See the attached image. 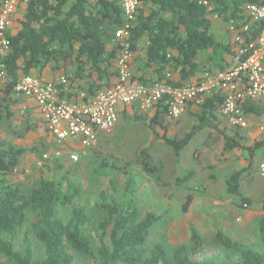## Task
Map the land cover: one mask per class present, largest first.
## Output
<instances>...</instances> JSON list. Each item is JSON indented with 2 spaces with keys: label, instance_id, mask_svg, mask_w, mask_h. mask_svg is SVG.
<instances>
[{
  "label": "trees",
  "instance_id": "trees-1",
  "mask_svg": "<svg viewBox=\"0 0 264 264\" xmlns=\"http://www.w3.org/2000/svg\"><path fill=\"white\" fill-rule=\"evenodd\" d=\"M139 1L128 43L134 52L137 42L143 40L147 66L158 69L160 76L156 81L137 82L147 86L163 82L183 87L199 74L216 75L230 70L239 57L244 61L250 56L249 47L264 27L263 22L252 21L246 10L248 4L262 5L264 0ZM215 19L223 21L222 32L216 31ZM124 23L122 0H22L7 31L10 47L3 59L7 80L0 87V123L12 117L19 103L14 91L17 82L26 75L43 78L49 67L63 70L71 87L77 85V89L90 97L116 83L122 47L111 41ZM232 24L241 42L235 41L230 31ZM243 50L246 52L241 54ZM132 62L133 58L131 71ZM165 67L178 71L181 80L168 81L162 74ZM132 80L142 81L134 76ZM216 101L224 102L222 92L205 98L197 123L182 139L158 136L173 148L178 159L198 132L215 128L212 112ZM256 101L259 100H246L243 110L245 114L264 118V105ZM158 107L167 112L162 105ZM238 138L241 139L237 133L224 136L225 148H244ZM263 145L258 144L251 153ZM32 150L15 147L0 137V264H76L77 254L89 256L93 264H203L194 258L203 247V240L193 226L192 246H179L172 256L161 244L148 250L150 229L160 217L149 213L141 219L131 182L125 201L118 199L114 189L100 193L97 210L102 220L96 234L99 248L95 253L88 232L95 215L87 206L73 205L80 189L68 180L67 174L59 180L40 178L29 196L18 185L5 180V174H19L22 159ZM243 173L235 172L227 180L230 195H239ZM192 202L193 196H187L184 211L188 212ZM69 208L70 218L65 221L62 214ZM258 226L260 241H264V218ZM20 236L22 248L18 249ZM216 236L236 255L235 259L227 255L226 264H264L263 245L245 244L222 232ZM38 246L43 247L42 256L37 254Z\"/></svg>",
  "mask_w": 264,
  "mask_h": 264
},
{
  "label": "rangeland",
  "instance_id": "rangeland-1",
  "mask_svg": "<svg viewBox=\"0 0 264 264\" xmlns=\"http://www.w3.org/2000/svg\"><path fill=\"white\" fill-rule=\"evenodd\" d=\"M29 112V109L23 113L21 108H17L11 118L4 119L0 123V137L3 140L18 148L33 149L22 159L18 171H28V174L20 179L15 172L5 174L4 178L18 185L24 194L29 196L32 187L38 184L40 178L59 180L67 174L68 180L80 189V196L73 205L87 206L95 215V221L88 230L95 253L99 248L96 234L102 220V215L97 210L100 193L111 192L114 189L118 199L125 201L128 199L129 182L133 184V200L141 219L149 213L160 217L150 229L147 241L149 251L161 244L172 256L179 246H192L191 226L198 231L203 240V247L194 256L203 264H226L229 254L236 258V255L218 240L216 236L218 232L233 240L245 244H257L261 247L263 245L264 248V241H260L258 226L260 218L245 223V220L239 221L237 215V211L246 203V198L250 199L247 188L250 184L248 176L242 184L245 191L234 197L227 196L226 189L217 188L209 191L205 187L206 181H213L210 176L217 173V166L204 169L192 182L184 184V187L183 184H177L175 179L178 170L183 172V166L189 168V163L193 161V158L189 157L191 149L188 150L187 156L184 154L181 161L174 154V150L168 148V145L166 146L159 138L154 142L147 138L138 143L136 138L143 135H132L133 128L136 127L135 125L139 129H143L144 125L147 127L148 124L143 122L149 117L147 113L141 114L140 122H129L125 118V123L117 126L111 133L99 135L96 146L85 149L80 144L70 145L52 136L47 132L48 130L46 131L42 120L38 119V125H35L36 121L28 114ZM158 135H162V132H158ZM150 145L148 152L141 153L144 147L147 149L146 147ZM142 146L144 147L141 148ZM72 154L78 157L77 161L71 160ZM200 158L203 159V156ZM225 161L227 159L218 163ZM188 172L183 174L182 178ZM259 175L264 176L260 172V167ZM188 194L196 197V201L187 212L184 211L183 206ZM230 206L236 210L235 213H231ZM70 213L69 208L62 214L65 221L70 218ZM17 248H22L21 236ZM36 251L39 256L43 255L42 246H38ZM76 264H93V262L89 256L77 254Z\"/></svg>",
  "mask_w": 264,
  "mask_h": 264
},
{
  "label": "built area",
  "instance_id": "built-area-1",
  "mask_svg": "<svg viewBox=\"0 0 264 264\" xmlns=\"http://www.w3.org/2000/svg\"><path fill=\"white\" fill-rule=\"evenodd\" d=\"M21 1L3 0L0 6L1 84L7 80L3 63L10 47L7 31L12 27ZM139 5V0H122L125 23L114 32L111 41L122 47L117 64L118 78L113 85L101 89L92 97L81 91L77 99L72 101L62 99V92L68 85L66 77L55 82L35 75H26L14 86L18 96L31 99L36 104L49 133L60 141H75L83 148L90 149L96 146L100 134L111 132L117 125L120 107L139 103L144 110H149L162 105L171 118L178 119L187 113L191 103L200 104L204 98L216 92L224 94L223 113L231 117L234 124L240 128L248 127L243 103L246 100L264 98V27L256 42L249 47L250 56L244 61L239 57L236 65L230 70L216 75L204 73L199 81L183 87H173L163 82L147 86L132 80L130 67L133 51L128 40ZM246 10L252 21L264 23V4H248ZM230 31L235 36V41L241 42L234 24L230 25ZM243 52L244 50L241 54ZM259 130L264 134V118ZM70 158L73 161L78 160L73 154ZM260 171L264 174V159L260 164ZM26 173L28 174V171L19 172L18 177L22 179Z\"/></svg>",
  "mask_w": 264,
  "mask_h": 264
},
{
  "label": "crops",
  "instance_id": "crops-1",
  "mask_svg": "<svg viewBox=\"0 0 264 264\" xmlns=\"http://www.w3.org/2000/svg\"><path fill=\"white\" fill-rule=\"evenodd\" d=\"M214 26L217 32H222V28L224 26L223 21L221 19H215ZM172 55H176V53L173 52ZM132 74L134 77L142 80H136V82L142 83H152L159 79L158 77L160 76L158 69L147 66L146 47L143 40L137 42L136 48L133 52ZM162 74L165 75L166 79L171 82H179L181 80L180 73L173 70L171 67H165L164 71H162ZM202 76V74H199L195 78H192L190 82L193 83L199 81ZM42 77L45 80L58 82L61 80V78L66 76L63 70L54 71L49 67L44 71ZM85 84L86 83H84V85ZM80 90L81 89H77V85L71 87L70 83L68 82V85L63 90L64 93L62 92V99L68 101L75 100L77 99L78 93L81 92ZM18 97L19 103L14 107L13 111H15L17 108H21L22 112L24 113V111H27L29 109L30 112L28 114H30V116L35 119V125H38V119L42 120L47 131L48 129L46 127L44 119L41 116L36 104L31 99H28L26 97ZM258 100L259 101H256V103H258L259 105H264V98H260ZM202 103H191L188 107L187 113L178 119L171 118L167 114V112L164 113L162 109L157 106L149 110H144L139 103L131 106L120 107L119 122L114 127V129L117 126L119 127V125L124 124L125 118L129 122H140V120L142 119L139 118L141 114L147 113L149 115L148 119L143 120L144 124H148L147 127H145L144 125L143 129H139V127L135 125L137 129L136 127L133 128L132 135H143V137L136 138L138 143L147 138L151 139L152 142L156 141L159 136L158 132L160 131L162 132V135H160L161 137L163 135H167V137L171 139H182L197 123L196 117L201 112L202 106L200 105ZM212 115L214 116L213 127L215 128H205L198 132L180 153L179 159H181L182 161V159L184 158V154H186L187 156L188 150L191 149L189 157H192L193 161L189 163V168L183 166V172L181 170H178L175 182L177 184H183L184 187V184L192 182L196 176H199L203 172L204 169H209L212 166H217V173L210 176L213 181H206L205 187H207L209 191L215 190L217 188L226 189L227 191V180L230 178V176L235 172L244 171L240 181L239 195L243 191H245L244 185L242 186V184L246 181V177L248 176V181H250V184L247 186V188L249 191L250 199L246 198V203H244L243 207L241 209L239 208L240 210L237 211L238 219L239 221L245 220V223H251L258 218H260L261 220L262 218H264V195H262V190H264V176L259 175V167L262 160L264 159V145L253 153H251V149H254L258 144L264 143V134L259 130V126L263 120V117L256 116L254 114H246L247 120L249 122L248 127L240 128L239 126L234 124V121L231 117L223 113L222 103L219 101H216L215 109L212 112ZM47 132L49 133V131ZM236 133L240 135L241 139H238L241 144L244 145V148L232 150L226 149L224 136H233ZM160 141L166 144L162 139H160ZM66 143L70 145H79V143L75 141H67ZM143 147L144 146H142L141 148ZM167 147L169 148L170 146L168 145ZM146 148L147 149H145L144 147L141 153L145 152V150L146 152H148L151 148V145ZM200 156H203V159H201ZM225 159H227V161L221 163ZM212 160H214V162H212ZM219 161L221 162L218 163ZM202 166H207V168H202ZM187 172L188 174L185 175L184 178H182L183 174ZM178 179H185V181L180 180L179 182ZM189 195L190 194H188L187 196ZM226 195L229 197L239 196L230 195L228 191ZM191 196L193 195L191 194ZM195 201L196 197L193 196V202L191 205H193ZM229 202L231 203L232 201ZM230 207L232 208L231 213H235L236 210L232 206Z\"/></svg>",
  "mask_w": 264,
  "mask_h": 264
}]
</instances>
